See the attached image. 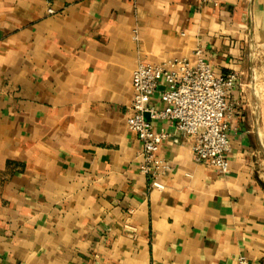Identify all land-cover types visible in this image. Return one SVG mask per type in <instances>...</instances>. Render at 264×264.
<instances>
[{"label": "crops", "instance_id": "0c3cea01", "mask_svg": "<svg viewBox=\"0 0 264 264\" xmlns=\"http://www.w3.org/2000/svg\"><path fill=\"white\" fill-rule=\"evenodd\" d=\"M197 49L237 75L229 171L157 120L154 189L127 125L133 73ZM240 258L264 264V0H0V264Z\"/></svg>", "mask_w": 264, "mask_h": 264}, {"label": "built area", "instance_id": "2783aa9c", "mask_svg": "<svg viewBox=\"0 0 264 264\" xmlns=\"http://www.w3.org/2000/svg\"><path fill=\"white\" fill-rule=\"evenodd\" d=\"M202 1L218 3V0ZM194 56V60L173 58L156 65L141 63L133 73V114L127 119V125L142 144V173L154 189H165L162 177L169 169L157 153L170 135L164 129L154 128L153 122L157 120H167L176 130L194 137L196 162L209 164L223 173L229 171L228 131L234 111L229 94L237 75H216L201 49ZM162 85L164 106L157 108L152 104V97ZM239 264L249 262L240 258Z\"/></svg>", "mask_w": 264, "mask_h": 264}]
</instances>
